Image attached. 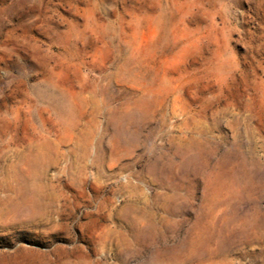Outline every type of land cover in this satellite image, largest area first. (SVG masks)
I'll list each match as a JSON object with an SVG mask.
<instances>
[{"label":"rangeland","instance_id":"374dc122","mask_svg":"<svg viewBox=\"0 0 264 264\" xmlns=\"http://www.w3.org/2000/svg\"><path fill=\"white\" fill-rule=\"evenodd\" d=\"M0 264H264V0H0Z\"/></svg>","mask_w":264,"mask_h":264}]
</instances>
